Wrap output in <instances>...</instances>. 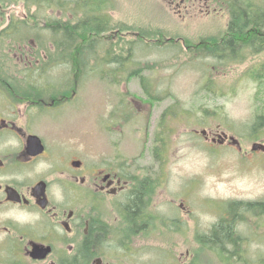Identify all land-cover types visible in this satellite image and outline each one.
Listing matches in <instances>:
<instances>
[{"label": "rangeland", "instance_id": "obj_1", "mask_svg": "<svg viewBox=\"0 0 264 264\" xmlns=\"http://www.w3.org/2000/svg\"><path fill=\"white\" fill-rule=\"evenodd\" d=\"M224 1L195 0L193 8L191 3L185 8L174 0H111L113 23L125 31L107 35L105 47L118 42L125 47L115 52L129 58L124 68L90 58L80 72L83 78L73 79L65 62L47 67L42 76L30 74L39 86L50 82L76 91L73 102L40 117L42 130L35 126L34 131L66 137L86 159L124 155L133 175L155 169L156 206L143 216L149 223L136 231L112 216L103 244L105 263L264 264V212L258 205L264 203V153L253 150L264 143V50L246 47L242 58L220 60L216 51L233 19L231 6L244 0ZM246 1L264 10V0ZM27 10L17 0L0 17V75L9 82L27 81L30 70L21 60L30 57L35 44H43L38 53L47 57L46 36L20 46L8 34L12 20L33 24L36 9ZM41 27L37 31L43 32ZM141 30L154 34L147 44H136ZM99 54H105L101 48ZM97 62L103 74L94 71ZM0 86L11 90L7 83ZM224 135L228 138L219 142ZM233 203L240 204L236 258L233 245L219 252L199 241L228 216Z\"/></svg>", "mask_w": 264, "mask_h": 264}, {"label": "flooded vegetation", "instance_id": "obj_2", "mask_svg": "<svg viewBox=\"0 0 264 264\" xmlns=\"http://www.w3.org/2000/svg\"><path fill=\"white\" fill-rule=\"evenodd\" d=\"M174 1L178 7L195 5V0ZM246 3L236 1L231 6L233 19L220 38V60L240 59L246 47L264 50V10ZM255 15L262 19L249 24L248 30L236 24H246V18ZM241 38L250 39L249 44L241 43ZM31 54L21 60L28 70L45 71L33 65ZM21 84L15 90L8 81L11 90L0 91V264H111L105 263L103 248L111 231L109 220L114 216L116 222L129 226V205L137 193L142 195L144 214L154 209L159 183L155 169L133 175L124 155L86 159L66 137L37 133L33 129L42 130L40 117L75 100V87L49 91L56 85L48 82L36 85L44 88L38 91ZM23 107L29 111L23 113ZM256 145L254 153H264V143ZM142 214L136 223L147 226L150 217Z\"/></svg>", "mask_w": 264, "mask_h": 264}, {"label": "trees", "instance_id": "obj_3", "mask_svg": "<svg viewBox=\"0 0 264 264\" xmlns=\"http://www.w3.org/2000/svg\"><path fill=\"white\" fill-rule=\"evenodd\" d=\"M17 0H0V17L5 15L4 10L10 4L16 3ZM26 3L27 11L31 13L30 9L35 8L36 11L31 13V21L33 24H29L28 20H16L10 23L9 29L12 32L8 33L9 36L13 38L14 44L26 45L27 41L36 39L39 41L40 38L47 37L46 40V51L47 57H42L38 53L39 47L43 46V44H39L31 47V58H34L33 65H36V68L42 70L45 69L47 71V67H50L53 64H60L61 62H65L69 66H71V72L73 75L78 76V78H83L84 76L80 74L82 67L86 66L89 63L90 58L96 61L102 62L105 60L109 62H115L119 68H124L125 62H129V58L124 57L122 52L125 47H121V43L118 42L117 46L114 45L112 48L105 47V44L108 42L106 37L107 35L113 34L116 36L117 33H122L125 31V26L120 24H114L110 15V2L111 0H20ZM45 11H49V14H43ZM236 11L241 13L242 10L237 8ZM51 12L57 14L53 15ZM246 13V11H243ZM43 14V15H42ZM260 16H253L251 18H246V25L249 24H257L259 23ZM42 22V23H41ZM39 24L42 25L41 31H37ZM33 25V27H30ZM234 25V24H232ZM239 25H242L239 23ZM6 30V33L8 32ZM117 30V31H115ZM5 33V32H4ZM119 34V35H120ZM152 33L146 34L144 32H140L139 41L136 42L138 44L141 42L142 44H147V41H151L153 38ZM6 36V34H5ZM48 42V43H47ZM130 43V42H129ZM231 44L232 41H230ZM113 44V43H112ZM133 44V43H132ZM130 46V45H129ZM26 47V46H25ZM42 48V47H41ZM101 50L105 53L104 55L99 54ZM117 49V50H116ZM118 50L122 51L119 54L115 53ZM132 50L129 47V52ZM216 53H220V49L216 51ZM114 54V55H113ZM113 55V56H111ZM131 55V54H130ZM215 55V54H214ZM47 60V62H44ZM37 61H40V65L37 66ZM100 63L97 62V67L99 72L103 74V71L100 68ZM93 67V66H91ZM100 68V69H99ZM0 70H2L0 66ZM45 71L38 72L40 76L45 74ZM139 72V71H138ZM138 72H133L134 77L138 76ZM32 72L30 71L28 75L30 76ZM42 74V75H41ZM2 75V73H1ZM0 75V81L2 83H7ZM104 77V75H101ZM1 78H3L1 80ZM27 78H25L26 80ZM29 79V78H28ZM25 82L32 86V90H44L43 86L40 89L35 86L38 85L36 81H32L31 79ZM145 82V81H144ZM1 83V84H2ZM21 80H14L9 82L10 85L15 86L14 89H21L16 85H22ZM32 83V84H31ZM39 86V85H38ZM63 89V88H62ZM59 86H52L48 90L49 91H63ZM75 90V89H74ZM257 127V126H256ZM143 200L142 195L140 193L134 194L131 198V203L129 205V215L132 223H130L133 230L138 231L142 227L146 228V226H139L136 223V219L144 215L143 210ZM238 205L237 203H233L227 209L228 216H226L221 222L214 225L208 236H201L199 241L202 244H206L210 247V249H216L220 252L226 249L227 245H233L239 248V243L241 242L240 237L235 232V223L238 218ZM248 208H253L255 205H248ZM264 209L262 205L261 209ZM142 211V212H141ZM227 251V250H226ZM236 258L239 254V251L233 250L230 252ZM233 261V260H232Z\"/></svg>", "mask_w": 264, "mask_h": 264}, {"label": "water", "instance_id": "obj_4", "mask_svg": "<svg viewBox=\"0 0 264 264\" xmlns=\"http://www.w3.org/2000/svg\"><path fill=\"white\" fill-rule=\"evenodd\" d=\"M203 134L206 135V131H204ZM224 136H225V137H223V139H222L221 141H219V142L223 143V141H224L226 138H228V136H226V135H224ZM221 138H222V137H221ZM231 141H232L233 144H235V145H238V144H239V143H238L236 140H234V139H231ZM262 148H264V146H263ZM253 149H254V150H257V149H258V146L255 145Z\"/></svg>", "mask_w": 264, "mask_h": 264}]
</instances>
